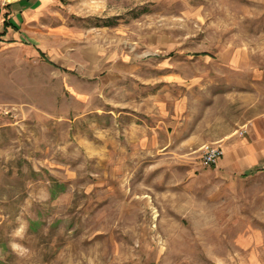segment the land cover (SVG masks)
I'll use <instances>...</instances> for the list:
<instances>
[{
  "label": "rangeland",
  "instance_id": "rangeland-1",
  "mask_svg": "<svg viewBox=\"0 0 264 264\" xmlns=\"http://www.w3.org/2000/svg\"><path fill=\"white\" fill-rule=\"evenodd\" d=\"M225 133L263 150L264 0H0V264H264Z\"/></svg>",
  "mask_w": 264,
  "mask_h": 264
},
{
  "label": "crops",
  "instance_id": "crops-1",
  "mask_svg": "<svg viewBox=\"0 0 264 264\" xmlns=\"http://www.w3.org/2000/svg\"><path fill=\"white\" fill-rule=\"evenodd\" d=\"M220 138L224 141V155L219 162L227 172L250 170L259 166L261 160L264 159V145L263 150L260 151V143H250L237 137H229L228 133L221 135Z\"/></svg>",
  "mask_w": 264,
  "mask_h": 264
},
{
  "label": "built area",
  "instance_id": "built-area-1",
  "mask_svg": "<svg viewBox=\"0 0 264 264\" xmlns=\"http://www.w3.org/2000/svg\"><path fill=\"white\" fill-rule=\"evenodd\" d=\"M223 155L224 151L220 145L207 144L202 147L201 159L206 166L216 165Z\"/></svg>",
  "mask_w": 264,
  "mask_h": 264
}]
</instances>
